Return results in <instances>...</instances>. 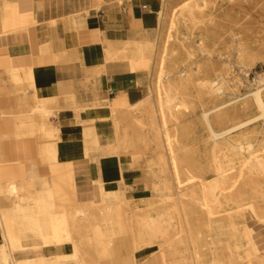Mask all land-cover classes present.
Instances as JSON below:
<instances>
[{
	"label": "bare ground",
	"instance_id": "bare-ground-1",
	"mask_svg": "<svg viewBox=\"0 0 264 264\" xmlns=\"http://www.w3.org/2000/svg\"><path fill=\"white\" fill-rule=\"evenodd\" d=\"M165 2L159 0L150 33L108 48L107 58H127L133 70L150 71L151 83L135 103L125 96L108 103L113 134L106 146L93 143L94 150L123 154L133 166L142 167L140 156L146 164L153 160L161 187L150 185L153 173L143 167L140 193L133 198L128 180H121L117 191H104L98 182L100 199L82 202L71 170L59 166L50 179L0 185V264H44L15 259L14 253L62 244L71 252L57 255L56 264H138L157 253L163 264H253L250 254L259 249L247 216L264 226V74L249 92L238 94L241 80L234 70L246 79L264 40H255V50L244 35L233 33L229 48L235 60L222 58L220 15H205L209 0H183L171 8ZM195 31L199 57L186 50V61H175L180 47L186 49L183 37ZM4 73L16 91L24 84L34 88L30 69ZM32 100L26 111H2L0 117L25 115L48 136L56 107L35 95ZM196 105L206 134L202 151L190 146L193 128L182 124Z\"/></svg>",
	"mask_w": 264,
	"mask_h": 264
},
{
	"label": "crops",
	"instance_id": "crops-1",
	"mask_svg": "<svg viewBox=\"0 0 264 264\" xmlns=\"http://www.w3.org/2000/svg\"><path fill=\"white\" fill-rule=\"evenodd\" d=\"M158 7L159 0H0V112L26 111L33 95L56 107L48 136L25 115L0 117V185L50 179L59 166L71 170L78 200H99L98 182L117 191L121 180L127 195H139L141 168L93 143L106 146L113 134L110 101L135 103L148 93L150 71L107 52L156 28ZM15 68L31 70L34 88L11 87L4 72ZM138 264H163L162 256Z\"/></svg>",
	"mask_w": 264,
	"mask_h": 264
},
{
	"label": "rangeland",
	"instance_id": "rangeland-1",
	"mask_svg": "<svg viewBox=\"0 0 264 264\" xmlns=\"http://www.w3.org/2000/svg\"><path fill=\"white\" fill-rule=\"evenodd\" d=\"M182 1L183 0H166L165 3L170 4L171 8ZM210 13H213L214 15H220V17L217 19L219 30L223 38V45L218 49L223 54L222 58L229 57V59H231L232 61L235 60V57L232 55L229 48L233 33L239 32L244 35L245 39L254 46L253 48H255V50L258 47V44L255 40H264V0H233L231 2H226L225 0H209L208 7L205 10V15H208ZM199 38L200 35L199 33H197V31L193 32L190 38L183 37L186 49L180 47L179 55L175 58V61L185 62L186 50H189L194 54L193 58L199 57L196 42ZM174 46L176 48L179 47L178 44ZM213 61H215L219 65L224 64V61L218 58H214ZM234 74L241 80V85L238 87V94H245L249 92L250 89L253 88L252 84L254 83L255 77L259 74H264V51L258 52V55L255 58V63L249 71L246 79L245 77H243V75L237 73L236 68L234 70ZM190 93L191 98L194 100V90H190ZM199 111V106L196 105L194 109L188 111V113H184V115L182 116V124H190L191 128H193L190 139L188 140L190 146L193 148L198 147L200 148V151H202L204 148L202 145V140L205 138L206 134L198 123ZM252 111L254 112V110ZM255 125H257V123ZM259 129H261V127ZM260 139L264 140V133L260 135ZM119 155L126 157L123 154ZM139 160L141 161L140 164L145 169V172L148 173L152 171L153 173V176H151L152 180L150 182V185L160 188L162 185V177L159 173V165L155 164L153 160H150V162L146 164L143 156H140ZM148 165H150L151 167ZM137 167L141 168L142 170V167ZM260 181L264 183V178L260 177ZM128 196L130 198L134 197L132 190L131 194H129ZM79 200L82 202H86L92 199L84 195V197ZM247 224L253 230L254 236H256V243L259 249L257 253L250 254V257L254 258V264H262V259L264 258V226L256 224L249 215L247 216ZM241 245H243L242 253L246 255L245 251L247 250V245L244 244V242H241ZM38 246L39 247L32 248L31 250L14 253V258H33L36 263L44 262V264H56V261L58 259L57 255H66L71 252L69 246L66 244H62L59 246L51 245L49 247H43L42 245Z\"/></svg>",
	"mask_w": 264,
	"mask_h": 264
}]
</instances>
